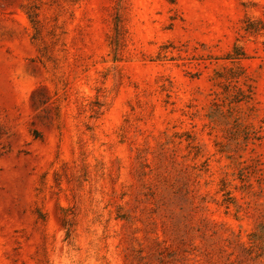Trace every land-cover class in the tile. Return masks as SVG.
Instances as JSON below:
<instances>
[{"label": "rangeland", "instance_id": "rangeland-1", "mask_svg": "<svg viewBox=\"0 0 264 264\" xmlns=\"http://www.w3.org/2000/svg\"><path fill=\"white\" fill-rule=\"evenodd\" d=\"M0 264H264V0H0Z\"/></svg>", "mask_w": 264, "mask_h": 264}]
</instances>
